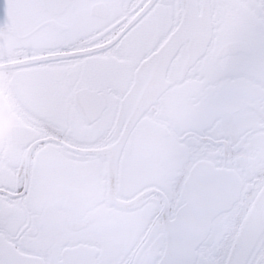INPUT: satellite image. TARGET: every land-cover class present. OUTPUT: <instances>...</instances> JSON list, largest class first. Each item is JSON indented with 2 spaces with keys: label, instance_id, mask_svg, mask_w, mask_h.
Returning a JSON list of instances; mask_svg holds the SVG:
<instances>
[{
  "label": "snow or ice",
  "instance_id": "obj_1",
  "mask_svg": "<svg viewBox=\"0 0 264 264\" xmlns=\"http://www.w3.org/2000/svg\"><path fill=\"white\" fill-rule=\"evenodd\" d=\"M0 264H264V0H0Z\"/></svg>",
  "mask_w": 264,
  "mask_h": 264
},
{
  "label": "flooded vegetation",
  "instance_id": "obj_2",
  "mask_svg": "<svg viewBox=\"0 0 264 264\" xmlns=\"http://www.w3.org/2000/svg\"><path fill=\"white\" fill-rule=\"evenodd\" d=\"M5 127V123L3 121H0V131H3Z\"/></svg>",
  "mask_w": 264,
  "mask_h": 264
}]
</instances>
